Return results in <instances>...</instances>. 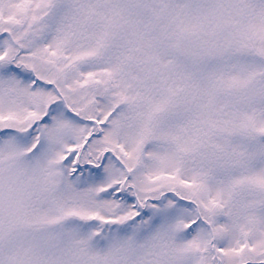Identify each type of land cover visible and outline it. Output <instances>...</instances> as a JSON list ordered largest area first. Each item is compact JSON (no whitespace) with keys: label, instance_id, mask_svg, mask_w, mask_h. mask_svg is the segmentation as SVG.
I'll return each mask as SVG.
<instances>
[{"label":"snow or ice","instance_id":"6c2138e0","mask_svg":"<svg viewBox=\"0 0 264 264\" xmlns=\"http://www.w3.org/2000/svg\"><path fill=\"white\" fill-rule=\"evenodd\" d=\"M0 264H264V0H0Z\"/></svg>","mask_w":264,"mask_h":264}]
</instances>
